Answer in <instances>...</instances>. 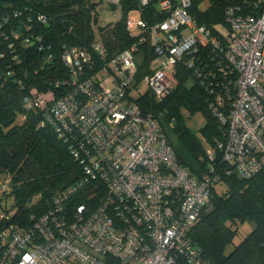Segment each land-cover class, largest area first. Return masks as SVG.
<instances>
[{"label": "built area", "instance_id": "built-area-1", "mask_svg": "<svg viewBox=\"0 0 264 264\" xmlns=\"http://www.w3.org/2000/svg\"><path fill=\"white\" fill-rule=\"evenodd\" d=\"M136 1L124 21L130 36L138 29L130 47L109 51L101 37L65 45L68 76L55 87L67 90L55 96L30 88L24 96L25 110L41 113L80 171L46 212L30 216L29 227L0 208V264H207L188 234L211 208L220 169L245 179L263 170L264 0H252L246 14L227 8L215 33L195 24L191 0ZM150 2L162 21L143 18ZM106 3L119 7L120 0ZM37 21L48 23L42 15ZM22 43L46 48L40 35ZM178 68L208 92V110L221 125L222 141L205 150L196 171L179 162L163 114L139 105L145 93L158 103L169 97ZM10 185V177L0 179V202Z\"/></svg>", "mask_w": 264, "mask_h": 264}, {"label": "trees", "instance_id": "trees-1", "mask_svg": "<svg viewBox=\"0 0 264 264\" xmlns=\"http://www.w3.org/2000/svg\"><path fill=\"white\" fill-rule=\"evenodd\" d=\"M205 1L208 6L201 10L199 6ZM251 2L191 0L189 13L196 25L215 33L218 25H225L227 8L241 7V13L246 14ZM98 4L94 0H0V179L10 177L12 181L6 195L13 198L7 209L13 211L11 223L14 225L29 227L30 216L46 212L52 196L73 185L79 177L80 169L66 145L42 122L40 112L25 110L23 98L30 88L50 90L55 96L67 90L64 86L55 87L57 81L68 76L60 61V51L65 45L80 46L76 37L84 38L85 17L80 13L65 18L68 21L66 29L57 25L54 17L83 10L91 21ZM119 8L122 16L114 27L99 28V35L109 51L127 49L137 38L126 32L124 23L127 13L138 8L137 1L120 0ZM40 15L48 19L46 25L37 21ZM143 18L154 23L162 21L164 15L156 13V3L150 2L143 7ZM90 21L88 44L94 38ZM30 35H40L46 48L41 50L37 44L25 46L22 40ZM141 48L147 61V44ZM48 55H52V60L45 63ZM190 80V72L178 68L175 90L169 97L158 103L145 93L139 105L145 113L161 112L163 122H174L173 129L182 145L196 164L203 167L206 162L204 148L199 138L185 126L181 109L187 108L191 113L201 111L206 116V125L200 131L211 145L222 141V131L220 123L208 110V92L195 80L189 86ZM174 150L179 162L188 165ZM188 166L194 170L193 164ZM225 170L220 169L222 176L218 184L224 186L223 191L218 193L216 187L213 189L211 208L192 226L188 234L190 240L207 264H264V168L250 179ZM246 221L252 224V230L229 249L237 234V224Z\"/></svg>", "mask_w": 264, "mask_h": 264}, {"label": "rangeland", "instance_id": "rangeland-1", "mask_svg": "<svg viewBox=\"0 0 264 264\" xmlns=\"http://www.w3.org/2000/svg\"><path fill=\"white\" fill-rule=\"evenodd\" d=\"M94 1L96 2L98 1L99 4L93 12L94 16H92V20L90 21L91 22L90 26L93 32V37L97 38V37H101V35H99V28L102 27L106 29L107 26L110 28L114 27L113 24L120 20L122 13L119 7H115L114 10L112 9V7L110 8L106 3L107 0H94ZM207 6L208 4L205 1L201 3L199 8L201 10H205ZM132 16L134 17L135 20L138 19L137 14H132ZM102 33L103 32H101V34ZM132 33L134 36H136L138 34V29L135 27L134 29H132ZM192 82H194V79L191 78L188 85L190 86ZM181 114L183 116L185 126L190 130V132L193 135L199 138L204 148V151L213 150L214 146L207 141V138L200 131L201 128H203L206 125L207 122L206 116L201 111L191 113V111L188 110L187 108H182ZM163 126L173 147L180 154V156L186 161L188 165H192V164L195 165L197 161H195L194 157L185 149V147L181 143V139L179 138L177 132L173 129L174 122L164 121ZM223 187L224 186L222 185H217L216 191L218 193L222 192ZM12 203H13L12 197L10 198L8 196L4 197V194H2L3 207L10 208ZM237 226H238L237 234L235 235L233 244L229 247V249H231L233 245L238 244L252 230V224L247 221L240 223L239 225L237 224Z\"/></svg>", "mask_w": 264, "mask_h": 264}, {"label": "water", "instance_id": "water-1", "mask_svg": "<svg viewBox=\"0 0 264 264\" xmlns=\"http://www.w3.org/2000/svg\"><path fill=\"white\" fill-rule=\"evenodd\" d=\"M80 13L83 14L85 17V20H84V33L85 34H84L83 39L76 37V40L80 46H85L87 44V41H88V25H89V21H90V17L86 12H84L83 10H74V11L56 16V17H54V20L56 21L57 25H59L63 29H66L68 26V21L65 18L75 16V15L80 14ZM10 187H12V185H10Z\"/></svg>", "mask_w": 264, "mask_h": 264}, {"label": "crops", "instance_id": "crops-1", "mask_svg": "<svg viewBox=\"0 0 264 264\" xmlns=\"http://www.w3.org/2000/svg\"><path fill=\"white\" fill-rule=\"evenodd\" d=\"M175 149V148H174ZM178 153V152H177ZM179 154V153H178ZM180 155V154H179ZM184 166H186V167H189L188 165H186V164H183ZM194 170H192L190 167H189V169H191L192 171H196V170H200L202 167L200 166V165H197V164H195L194 166Z\"/></svg>", "mask_w": 264, "mask_h": 264}]
</instances>
